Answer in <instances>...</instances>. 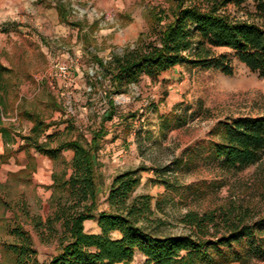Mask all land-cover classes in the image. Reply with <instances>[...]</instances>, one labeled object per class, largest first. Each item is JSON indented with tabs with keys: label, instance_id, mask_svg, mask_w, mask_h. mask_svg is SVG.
Instances as JSON below:
<instances>
[{
	"label": "rangeland",
	"instance_id": "obj_1",
	"mask_svg": "<svg viewBox=\"0 0 264 264\" xmlns=\"http://www.w3.org/2000/svg\"><path fill=\"white\" fill-rule=\"evenodd\" d=\"M62 4L70 22L61 20ZM170 0H0V111L2 123L15 137L8 149L15 163L30 162L20 181L0 182V264H15L3 249L13 242L8 230L22 226L33 240L41 261L58 251L57 240L42 242L34 227L51 213L50 181L54 168L69 162L73 151L50 160L26 146L30 113L50 124L51 146L79 134L90 141L104 127L97 154L100 207L113 178L142 168L136 194H149L157 215L170 223L165 230L188 233L180 222L188 211L246 210L249 219L264 215V156L242 170H230L214 151L225 123L239 117L264 116V78L232 59L234 73L183 62L158 78L144 76L115 90L103 63L142 40L155 37L158 16L169 11ZM160 23V22H159ZM224 51V50H221ZM69 67L67 78L60 65ZM112 119L103 120L110 101ZM112 109V108H111ZM46 135L40 140L46 141ZM19 155V158L16 156ZM39 165V169L37 166ZM94 230L93 222L85 225ZM264 238V233L262 234ZM222 254L231 251L222 246ZM242 249L236 243L235 251ZM217 259V255L214 256ZM131 264H147L137 253ZM224 264H241L231 262ZM245 264H264L249 259Z\"/></svg>",
	"mask_w": 264,
	"mask_h": 264
},
{
	"label": "trees",
	"instance_id": "obj_2",
	"mask_svg": "<svg viewBox=\"0 0 264 264\" xmlns=\"http://www.w3.org/2000/svg\"><path fill=\"white\" fill-rule=\"evenodd\" d=\"M170 3L169 11L157 15L159 29L153 39L138 42L106 64L101 61L106 70H112L115 90L125 83H138L144 76L158 78L183 62L230 76L235 58L264 78V0ZM56 7L62 21L76 25L69 21L62 4ZM0 70L7 68L0 65ZM112 104L111 100L103 120L112 119ZM24 116L33 123L30 134L22 136L26 146L53 161L65 150L73 151V156L69 162L61 161V169L54 168L51 213L34 225L42 242L57 240V253L49 261H41L31 235L18 226L7 231L15 240L2 246L15 255V264H131L137 253L147 264H245L253 258L264 260V215L253 220L246 210L235 208L188 211L180 218L188 233L167 232L165 226L170 223L157 215V210H163L160 203L153 206L151 195L136 194L145 170L142 168L126 170L113 178L105 199L107 207L102 209L97 154L106 129L94 130L90 141L79 134L51 146L52 134L46 135L51 125L33 114ZM0 133L6 144L15 142L8 126L0 127ZM45 135L46 141L40 140ZM214 151L230 170L259 162L264 156V116L239 117L225 123ZM7 156L8 151L0 158ZM27 170L29 166L16 176ZM87 220L97 221L100 231L88 232ZM236 243L241 244V250H234ZM222 246L232 252L230 257L222 254Z\"/></svg>",
	"mask_w": 264,
	"mask_h": 264
},
{
	"label": "crops",
	"instance_id": "obj_3",
	"mask_svg": "<svg viewBox=\"0 0 264 264\" xmlns=\"http://www.w3.org/2000/svg\"><path fill=\"white\" fill-rule=\"evenodd\" d=\"M2 126H4V124L2 123V121H0V127H2ZM14 144H15V142H12L10 144H6L4 139H3L2 134L0 133V155L4 154L6 151H8V149L10 147H13ZM16 156L19 158V155H16ZM11 158H14V154L7 156V157L0 158V182H2V183L3 182L8 183L11 178L19 181V179H20L19 177L21 175L19 177H17L16 175H18L21 170L25 169L27 166L30 165V162H28V161H21L20 165H18L15 163V160L12 161ZM37 169H39V165L37 166ZM50 179H51L50 181H46L47 182L46 184H48V185L52 184V173H51ZM91 222H93V225H94V230H92L91 232H94V233L99 232L100 228L98 226L97 221L87 220V221H85V225L91 224Z\"/></svg>",
	"mask_w": 264,
	"mask_h": 264
},
{
	"label": "built area",
	"instance_id": "obj_4",
	"mask_svg": "<svg viewBox=\"0 0 264 264\" xmlns=\"http://www.w3.org/2000/svg\"><path fill=\"white\" fill-rule=\"evenodd\" d=\"M59 76L62 78H67L69 75V67L67 65H60L58 67Z\"/></svg>",
	"mask_w": 264,
	"mask_h": 264
}]
</instances>
